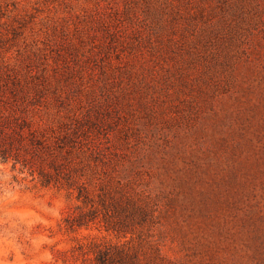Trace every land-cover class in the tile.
<instances>
[{"label": "rangeland", "instance_id": "obj_1", "mask_svg": "<svg viewBox=\"0 0 264 264\" xmlns=\"http://www.w3.org/2000/svg\"><path fill=\"white\" fill-rule=\"evenodd\" d=\"M29 70L60 116L103 100L155 264H264V0H0V71ZM18 167L0 161V264H95L59 231L75 198Z\"/></svg>", "mask_w": 264, "mask_h": 264}, {"label": "trees", "instance_id": "obj_2", "mask_svg": "<svg viewBox=\"0 0 264 264\" xmlns=\"http://www.w3.org/2000/svg\"><path fill=\"white\" fill-rule=\"evenodd\" d=\"M117 10L115 13H120ZM195 11L188 2L186 12ZM197 11L202 12L200 8ZM43 79H37L31 70L0 71V161L11 163L13 169L19 166L21 172L29 170L41 185L64 190L75 198L78 204L62 219L59 231L74 234V250L84 261L155 264L153 254L144 249L148 242L143 237L154 223V213L119 174L121 148H108L113 143L108 142L110 133L101 136L103 100L94 95L84 113L60 116L56 91H50V82ZM52 105L57 108L58 120L49 116ZM93 228L113 233L118 240L94 235L90 232ZM158 254L155 247L153 256Z\"/></svg>", "mask_w": 264, "mask_h": 264}]
</instances>
